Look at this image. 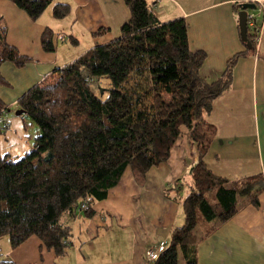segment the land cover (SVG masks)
Listing matches in <instances>:
<instances>
[{
    "label": "trees",
    "instance_id": "16d2710c",
    "mask_svg": "<svg viewBox=\"0 0 264 264\" xmlns=\"http://www.w3.org/2000/svg\"><path fill=\"white\" fill-rule=\"evenodd\" d=\"M10 1L33 21L50 3ZM122 1L129 19L119 37L55 69L17 101L21 115L30 118L39 134L20 156L0 152V237L7 236L16 247L36 236L56 255L64 253L72 236L64 215L92 217L93 205L107 197L126 169L141 183L148 169L168 160L176 140L186 135L197 144L198 160L183 197L179 180L168 189L175 190L184 221L172 227L153 264H197L200 239L245 204L258 205L264 190L261 175L229 185L205 162L216 136L208 121L213 103L230 87L236 62L255 50L261 20L247 18L246 40H241L245 50L209 81L201 75L206 54L190 49L183 18L161 22L146 0ZM69 11L68 5L56 4L52 16L62 19ZM106 32L99 29L92 35ZM52 37L46 27L41 45L47 53L54 51ZM29 61L5 42L0 21V66L9 62L21 68ZM7 85L0 75V87ZM8 108L0 99V115L5 112L7 118ZM6 130L0 125V135ZM0 264L16 263L1 258Z\"/></svg>",
    "mask_w": 264,
    "mask_h": 264
},
{
    "label": "crops",
    "instance_id": "0c3cea01",
    "mask_svg": "<svg viewBox=\"0 0 264 264\" xmlns=\"http://www.w3.org/2000/svg\"><path fill=\"white\" fill-rule=\"evenodd\" d=\"M146 1L161 22L185 20L190 49L206 54L201 75L209 81L222 74L228 59L245 50L239 7L255 4L248 15L261 20L256 48L236 62L230 87L213 103L208 121L215 126L216 136L205 162L229 185L251 175H261L264 181V0ZM56 4L70 7L66 22H59L65 17L52 16ZM49 6L52 9L33 21L10 0H0L5 42L30 58L21 68L9 62L0 66V75L8 84L0 87V99L7 106L16 105L55 69L119 37L121 25L129 19L122 0H50ZM46 27L53 32L54 51L49 53L41 45ZM99 29L107 32L93 36ZM82 39L84 47L75 48ZM197 160V144L183 135L174 143L168 160L148 169L141 183L128 168L107 197L93 205L92 217L77 214L71 224L66 220L72 236L64 253L56 255L36 236L16 247L0 237V259L16 264H143L146 250L165 247L172 227L183 223L180 203L174 199L177 194L168 189L179 180L183 197ZM257 198L258 205L245 204L234 217L200 239L197 264H264V190Z\"/></svg>",
    "mask_w": 264,
    "mask_h": 264
},
{
    "label": "rangeland",
    "instance_id": "374dc122",
    "mask_svg": "<svg viewBox=\"0 0 264 264\" xmlns=\"http://www.w3.org/2000/svg\"><path fill=\"white\" fill-rule=\"evenodd\" d=\"M52 7L53 6L47 7L45 10V14L48 10L52 9ZM64 20H68V18L65 17L63 20L59 22H66ZM60 24H64V23H60ZM68 31L69 30H65V34L71 35ZM84 45H85V41L82 39L80 41V44L76 45L75 48L81 49L84 47ZM8 109L9 110L8 112H6V114H7V121L9 127L5 133L0 135V152L1 153L8 152L10 156L14 158L16 156L22 155L24 151L29 149L33 141V138L39 134V130L36 127V125L32 123V121L28 116L16 115V112L18 111V107L16 105L9 106ZM80 214L83 217V214L79 212L78 215ZM67 217H68L67 215L66 216L64 215L62 221L67 222L66 220H68V222L71 224L72 219ZM3 237H4L3 242L4 241L10 242L7 236H3Z\"/></svg>",
    "mask_w": 264,
    "mask_h": 264
},
{
    "label": "water",
    "instance_id": "95a60500",
    "mask_svg": "<svg viewBox=\"0 0 264 264\" xmlns=\"http://www.w3.org/2000/svg\"><path fill=\"white\" fill-rule=\"evenodd\" d=\"M256 8L255 4L252 3H243L239 7L238 12V24H239V30H240V37L242 41L246 40V23L248 18V11L254 10ZM22 114L21 110H18L16 112L17 116H20Z\"/></svg>",
    "mask_w": 264,
    "mask_h": 264
},
{
    "label": "built area",
    "instance_id": "2783aa9c",
    "mask_svg": "<svg viewBox=\"0 0 264 264\" xmlns=\"http://www.w3.org/2000/svg\"><path fill=\"white\" fill-rule=\"evenodd\" d=\"M256 3H260V1L256 0ZM248 18H253L252 16H248ZM258 40V38H256V41ZM5 112H2L0 115V125H5L7 128L9 127L8 125V121L6 116L4 115ZM82 208L86 209L87 206L85 203L82 204ZM163 249L162 246H158L156 249H148L145 252V259L143 264H153L154 260L156 259V257L158 256V254L161 252V250Z\"/></svg>",
    "mask_w": 264,
    "mask_h": 264
}]
</instances>
